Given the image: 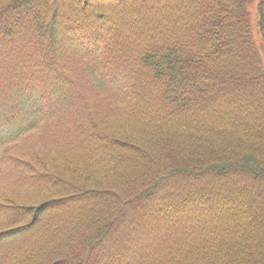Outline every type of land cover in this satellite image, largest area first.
Returning a JSON list of instances; mask_svg holds the SVG:
<instances>
[{"label": "trees", "instance_id": "trees-1", "mask_svg": "<svg viewBox=\"0 0 264 264\" xmlns=\"http://www.w3.org/2000/svg\"><path fill=\"white\" fill-rule=\"evenodd\" d=\"M264 0H0V264H264Z\"/></svg>", "mask_w": 264, "mask_h": 264}, {"label": "rangeland", "instance_id": "rangeland-1", "mask_svg": "<svg viewBox=\"0 0 264 264\" xmlns=\"http://www.w3.org/2000/svg\"><path fill=\"white\" fill-rule=\"evenodd\" d=\"M248 21L251 25L253 32L254 42L257 44L262 53H264V32L260 26L259 14L256 5L248 7Z\"/></svg>", "mask_w": 264, "mask_h": 264}]
</instances>
